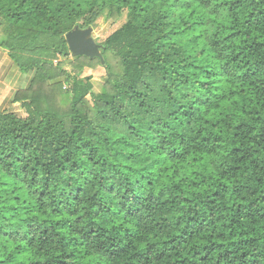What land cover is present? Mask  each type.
I'll return each instance as SVG.
<instances>
[{"label": "trees", "instance_id": "trees-1", "mask_svg": "<svg viewBox=\"0 0 264 264\" xmlns=\"http://www.w3.org/2000/svg\"><path fill=\"white\" fill-rule=\"evenodd\" d=\"M0 46V264H264V0H0Z\"/></svg>", "mask_w": 264, "mask_h": 264}, {"label": "crops", "instance_id": "crops-1", "mask_svg": "<svg viewBox=\"0 0 264 264\" xmlns=\"http://www.w3.org/2000/svg\"><path fill=\"white\" fill-rule=\"evenodd\" d=\"M32 78L33 72L21 70L0 46V109L26 115L20 103L14 102V95L18 90L27 88Z\"/></svg>", "mask_w": 264, "mask_h": 264}, {"label": "water", "instance_id": "water-1", "mask_svg": "<svg viewBox=\"0 0 264 264\" xmlns=\"http://www.w3.org/2000/svg\"><path fill=\"white\" fill-rule=\"evenodd\" d=\"M66 39L72 56L99 57L104 63L101 52L102 45L94 38L93 27L80 28L77 26L66 34Z\"/></svg>", "mask_w": 264, "mask_h": 264}, {"label": "rangeland", "instance_id": "rangeland-1", "mask_svg": "<svg viewBox=\"0 0 264 264\" xmlns=\"http://www.w3.org/2000/svg\"><path fill=\"white\" fill-rule=\"evenodd\" d=\"M125 21H126L125 15H122V17L118 18L117 20L101 18L97 26L93 27L94 38L98 43L103 42L113 31H115L117 28L122 26L125 23ZM104 73H105V68L101 65H96L94 68H86L83 75L94 76L95 91H101L102 90L101 77ZM23 112L25 111L23 110ZM19 114L25 116L24 114L21 113Z\"/></svg>", "mask_w": 264, "mask_h": 264}]
</instances>
